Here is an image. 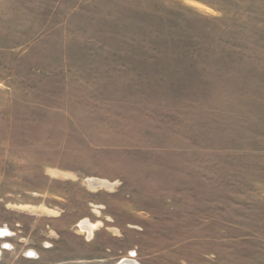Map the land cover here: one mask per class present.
<instances>
[{"label": "rangeland", "instance_id": "1", "mask_svg": "<svg viewBox=\"0 0 264 264\" xmlns=\"http://www.w3.org/2000/svg\"><path fill=\"white\" fill-rule=\"evenodd\" d=\"M0 7V264H264V0Z\"/></svg>", "mask_w": 264, "mask_h": 264}, {"label": "bare ground", "instance_id": "2", "mask_svg": "<svg viewBox=\"0 0 264 264\" xmlns=\"http://www.w3.org/2000/svg\"><path fill=\"white\" fill-rule=\"evenodd\" d=\"M94 227V224H91L88 222V220H83L82 223H81V228L83 230H86L90 235L92 234V228ZM5 231H2L0 229V233L1 235H5L4 233ZM117 264H141V263H138L136 262V260L134 259H130V258H123L121 259Z\"/></svg>", "mask_w": 264, "mask_h": 264}, {"label": "crops", "instance_id": "3", "mask_svg": "<svg viewBox=\"0 0 264 264\" xmlns=\"http://www.w3.org/2000/svg\"><path fill=\"white\" fill-rule=\"evenodd\" d=\"M11 1L12 0H0V6L3 4V3H11ZM7 9V8H6ZM4 9H2L1 7H0V11H3Z\"/></svg>", "mask_w": 264, "mask_h": 264}]
</instances>
